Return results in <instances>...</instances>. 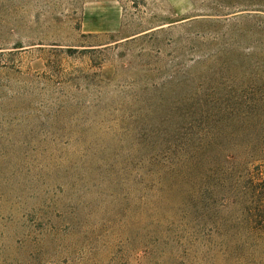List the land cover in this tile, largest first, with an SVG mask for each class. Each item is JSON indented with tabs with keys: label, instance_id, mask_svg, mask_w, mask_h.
I'll return each instance as SVG.
<instances>
[{
	"label": "rangeland",
	"instance_id": "rangeland-1",
	"mask_svg": "<svg viewBox=\"0 0 264 264\" xmlns=\"http://www.w3.org/2000/svg\"><path fill=\"white\" fill-rule=\"evenodd\" d=\"M183 78L224 139L168 190L134 136ZM262 102L264 0H0V264H264L235 205L264 183Z\"/></svg>",
	"mask_w": 264,
	"mask_h": 264
},
{
	"label": "trees",
	"instance_id": "trees-1",
	"mask_svg": "<svg viewBox=\"0 0 264 264\" xmlns=\"http://www.w3.org/2000/svg\"><path fill=\"white\" fill-rule=\"evenodd\" d=\"M196 79H198L197 83L201 82V78L198 75H196ZM183 80L186 81L178 80L182 98L170 104L168 114L158 115L155 112L152 113L151 121L146 125L148 128L152 129L139 130L137 135L134 136L135 143L133 149L135 155H150L146 161L147 166H144L145 160L139 158L138 163H136V169L140 171L138 175L143 178H147L145 174L149 172L152 175L154 173L159 176L161 175L167 180L164 184H166L165 187L168 190H172L173 183L178 180L190 181L198 178H203L204 180L206 178L209 179L210 161L215 158V156L211 158V147L218 146V141L224 139L221 134H212V117L214 126L223 123L221 120H217V116L215 115L216 108L213 106L212 102L214 86H212L213 88L209 87L208 84H203L201 86V88L208 89L205 93H202V96L206 98L207 101L200 103L190 100L192 97H196L197 88H194L195 85L192 87L191 80L188 78H183ZM201 83L207 82L202 81ZM238 99H240V97H238ZM189 101L191 102L189 103ZM217 104L222 106L221 102ZM229 110V117H240L243 113L240 108L231 107ZM221 113L223 114L224 112H222L221 108H217L216 114L218 115ZM242 117L251 116L248 112ZM257 120L261 121L264 119H259L257 117ZM245 121H247L246 123L253 129L264 127V122H258L256 120ZM147 134H149V140L144 141ZM261 141H257L258 146L261 144ZM258 153L264 156V147L260 146ZM261 159L264 161V157ZM149 168L153 171H150ZM153 168H155V171ZM211 187V189L203 187L200 191L205 201L201 209L206 208L208 212L212 213L214 206L212 192L214 188L219 190L228 188V186L222 187L219 186V184H212ZM228 190L231 196L232 193L230 189ZM205 191L209 193L208 197L204 196ZM243 195L244 199H237L235 205L239 206L240 211L245 213L246 217L252 221V225H257L256 228L258 231L256 235L261 242H264V183L247 189ZM258 264H260V261Z\"/></svg>",
	"mask_w": 264,
	"mask_h": 264
}]
</instances>
